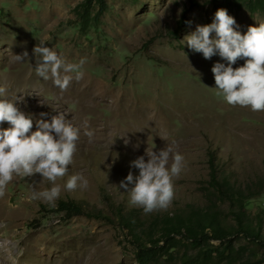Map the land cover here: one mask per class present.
<instances>
[{
    "label": "rangeland",
    "instance_id": "374dc122",
    "mask_svg": "<svg viewBox=\"0 0 264 264\" xmlns=\"http://www.w3.org/2000/svg\"><path fill=\"white\" fill-rule=\"evenodd\" d=\"M82 1L0 0V87L20 73L34 74L12 94L15 106L33 117L31 131L41 113L47 122L59 112L66 114L80 129L68 174L81 173L88 180L86 189L67 191L63 186L68 176L58 179L61 193L52 207L30 199L33 191L52 187L51 182L40 174L16 177L4 195V211L15 212V221L2 225L0 239L15 244L41 239L43 255L52 257V264H137L135 247L114 217L119 206L126 212L137 210L147 220L186 204H202L209 155L237 185L264 177V111L231 106L217 96L211 68L215 63L227 66V61L218 54L206 60L184 41L197 26L211 24L218 9L234 18V30L242 35L264 22V15H250L225 0H107L99 24L82 32L72 12ZM181 13L184 21L177 27ZM42 42L67 62L86 61L83 78L73 79L64 92L34 71L32 50ZM24 51L28 60L12 59ZM244 62L238 59L232 67ZM8 127L0 123V130ZM85 131L93 133L91 139ZM173 141L184 157L182 172L173 178L174 198L167 209L146 214L129 203L119 183L129 172L139 175L131 167L137 157L147 162L148 152H159ZM66 200L101 210L109 221L85 214L67 217L57 209ZM247 205L256 214L264 209V195ZM235 242L256 251L246 241ZM184 251L182 247L154 264H185Z\"/></svg>",
    "mask_w": 264,
    "mask_h": 264
},
{
    "label": "clouds",
    "instance_id": "9594fccd",
    "mask_svg": "<svg viewBox=\"0 0 264 264\" xmlns=\"http://www.w3.org/2000/svg\"><path fill=\"white\" fill-rule=\"evenodd\" d=\"M236 22L225 9H218L214 21L206 26H197L196 30L184 38L188 48L202 53L204 59L214 55L227 61L215 63L211 68L214 77L216 95L231 106L250 108L253 112L264 111V22L257 27L249 26L246 34L234 30ZM238 27V26H237ZM215 33L214 38L210 34ZM35 57L36 75L44 81L51 80L53 85L64 92L75 79L83 78L85 60L70 63L61 58L56 51L40 43L32 50ZM17 62L29 59L27 51L12 55ZM238 59H243V66L233 68ZM7 89L0 87V97ZM16 101V100H15ZM35 121L15 106L7 98L0 99V123L7 122L9 127L0 130V197L6 193L10 182L16 177H31L34 174L51 182L52 187L42 191H33L31 200H42L55 207V201L61 193V186L56 184L60 178L68 176L64 189L75 191L86 189L88 180L81 173L69 175V165L73 163L80 139V129L75 127L66 114L59 112L50 122L43 119ZM84 135L92 138L91 131ZM175 142L163 150H151L145 157H137L131 167L139 170L134 177L131 172L119 183L118 188L128 194L129 203L151 213L167 209L175 195L173 178L180 175L184 168V157L174 150ZM169 160L171 164L169 166ZM129 185H133L129 188ZM11 241H0V249L10 253Z\"/></svg>",
    "mask_w": 264,
    "mask_h": 264
},
{
    "label": "trees",
    "instance_id": "16d2710c",
    "mask_svg": "<svg viewBox=\"0 0 264 264\" xmlns=\"http://www.w3.org/2000/svg\"><path fill=\"white\" fill-rule=\"evenodd\" d=\"M106 1L83 0L73 8L80 31L86 32L99 24L107 10ZM225 2L250 15H264V0ZM94 9L96 12L92 14ZM183 21L181 13L177 27ZM172 36H176L175 30ZM220 172L219 164L209 155L208 187L202 204H186L172 214L147 220L137 210L126 212L120 206L114 210L117 225L135 247L137 264H154L164 256L172 258L182 247L186 249L182 257L185 264H264V209L254 214L247 205L264 195V177L242 186ZM85 207L66 200L60 201L57 209L67 217L85 214L109 221L103 211ZM237 239L246 241L256 251L247 245H236Z\"/></svg>",
    "mask_w": 264,
    "mask_h": 264
},
{
    "label": "bare ground",
    "instance_id": "6f19581e",
    "mask_svg": "<svg viewBox=\"0 0 264 264\" xmlns=\"http://www.w3.org/2000/svg\"><path fill=\"white\" fill-rule=\"evenodd\" d=\"M33 75L34 74L32 72H28L25 74L20 73L18 75L19 77H21L20 79L18 78V76H14L13 79L10 78L11 80L6 79L4 81L3 87L7 89V92L4 97H1V99L7 98L10 101H14L13 99L16 98V95L13 97L12 94L16 91H19V89L23 88L26 84H28L27 80L33 77ZM36 130L37 129H35V131ZM5 205L6 202L4 196L0 197V230L2 229V225L4 223L15 221L14 219L15 212L12 214L9 213L7 214L4 211ZM4 240L9 241V239H3V240L0 239V241H4ZM42 241L43 240L41 239L38 240L30 239V240H23V242L18 241L16 244L11 242L10 253L4 251L3 249H0V264H52V257L43 255L45 249L41 245L45 246V244Z\"/></svg>",
    "mask_w": 264,
    "mask_h": 264
}]
</instances>
